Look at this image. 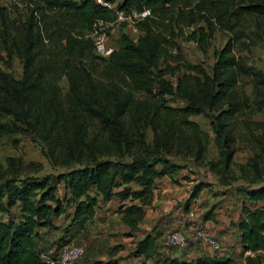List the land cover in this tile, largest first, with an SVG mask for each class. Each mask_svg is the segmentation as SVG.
<instances>
[{"label":"trees","instance_id":"obj_1","mask_svg":"<svg viewBox=\"0 0 264 264\" xmlns=\"http://www.w3.org/2000/svg\"><path fill=\"white\" fill-rule=\"evenodd\" d=\"M32 1L35 7L22 40L11 38L7 13L4 8L0 11L6 62L14 50L23 68L22 75L15 78L0 65V114L9 118L0 120V134L32 136L49 163L65 169L39 175L41 163H25L15 156H8L6 165L0 162V212L7 214L5 219L0 217V264H47L39 258V252L47 248L41 244L44 234L40 229L54 228V218L61 215L69 217L65 228L69 232L58 238L59 246L72 238L70 229H83L94 219L101 201L117 200L115 211L128 228L125 234L134 235L152 202L156 178L172 177L188 166L181 161L187 159L206 166L220 185L238 179L250 184L237 187L241 199L234 226L242 252L251 250L252 254L240 261L214 255L190 259L171 255L160 245L164 235L174 229L166 230L172 221L161 215L151 231L136 242L133 253L143 257L140 264H148V260L152 264H264V120L247 115L250 102L239 85L241 78L250 81L252 102L262 110L264 71L237 58L232 37L215 50L210 72L188 61L155 71L163 45L159 19L173 23L179 0H110L117 8L148 7L152 15L135 22L140 31L136 40L121 32L119 48L108 57L96 54L92 39L72 29L90 31L95 20H112L113 8L96 0ZM241 1L225 20L227 6L213 4L215 9L209 10V15L203 13L198 18L207 25L195 26L190 37L204 45L218 23L233 29L243 14L264 18V0ZM51 9L66 12L72 31L64 35L66 58L61 62L67 91L54 81L55 66L44 49V18ZM189 23H197V18L191 17ZM98 58L102 63L95 61ZM166 74L175 75V81ZM166 95L183 103L172 105ZM199 114L209 118L217 147L216 158L207 161L210 135L190 118ZM147 128L152 131L150 140L146 139ZM239 139L252 151L243 163L234 161ZM211 185L206 180L196 182L184 201V212L189 214L191 200ZM213 209L205 212V219L214 217ZM83 264L121 262L111 252L106 259L94 258Z\"/></svg>","mask_w":264,"mask_h":264},{"label":"rangeland","instance_id":"obj_2","mask_svg":"<svg viewBox=\"0 0 264 264\" xmlns=\"http://www.w3.org/2000/svg\"><path fill=\"white\" fill-rule=\"evenodd\" d=\"M119 1V0H117ZM241 0H179L175 6L174 11L177 15L173 23L168 24L166 20L158 25L159 32L162 35V50L160 51V61L158 68H166L167 66L181 65L183 62L188 61L191 63H198L203 65L207 71H211V66L215 60L214 52L224 46L227 40L232 37L234 41V53L243 63L253 66L257 69L264 71V18L251 14H243L240 16L233 26L229 29L223 24H216L217 27L211 36L208 38L204 45L190 37V33L197 25L206 26L205 20L198 18L206 13L209 15V10L213 11V4H218L222 8L227 6V13L223 14L224 20L228 17L230 9H233ZM35 7L32 0H0V11L2 8L6 11L9 20V33L11 38L22 40L28 26V18L31 10ZM218 7V6H217ZM222 10V9H220ZM180 11L182 12L180 14ZM230 16V15H229ZM191 17L197 18V23L190 24ZM212 21L214 18L211 17ZM235 20V19H234ZM44 36L46 53L52 60L55 66V82L64 90L69 88L68 79L61 69V62L66 55L63 51L64 35L69 32H76L84 38H90L89 29L76 27L69 30V16L62 9H51L47 11L44 18ZM3 24L0 18V65L1 69L10 73L13 77L19 78L22 75V60L18 54L11 50V60L6 62V46L1 40V32ZM208 28H206L207 30ZM126 32L130 38L136 40L140 31L132 24L127 22H120L115 25L112 33L109 34L111 43H114L117 50L120 46L119 37L121 32ZM6 47V48H5ZM93 52V51H92ZM93 54H95L93 52ZM91 57V56H90ZM96 62L102 60L98 58ZM89 62V60H88ZM99 66V65H98ZM102 66V64H101ZM100 67V66H99ZM167 79L175 81L176 76L173 74H166ZM239 85L245 90L248 95L250 107L247 109V115L254 120H264V108L257 110L252 102L253 93L252 85L247 78H241ZM170 104L179 105L183 102L177 97L166 95ZM191 119L197 121L200 126L206 130L210 135V143L205 156V160L216 158L217 147L213 141L214 133L209 123V118L203 114L192 115ZM1 121H8L9 118L0 114ZM146 139L150 140L152 131L147 128L145 131ZM238 149L234 155V161L237 163L245 162L252 154L248 144L242 140L237 142ZM8 156H15L22 159L23 162H37L42 164V169L36 174L46 175L49 173H57L65 169V166H53L49 163L42 151V146L39 141L32 136L23 135L20 133H4L0 134V162L6 165V158ZM186 162L188 166L182 168L174 173L171 180L182 188V196L167 198L166 192H162L163 187L159 186L155 192L154 200L151 204L146 206L147 214L141 220L139 230L134 235H126L125 232L128 228L122 224L116 212V204L110 203L108 209L105 210L103 206L97 210L96 217L87 224L83 229L72 228L71 240L83 244L85 248L84 255L79 259L77 264H83L85 260L89 261L94 258L106 259L110 256L111 252L120 259L121 264H140L142 256L134 255L133 251L136 242L141 239L147 232L151 231L156 220L162 215L165 221H172L166 230L181 229L187 235L192 234L194 227L203 225L207 227L214 238L221 242L222 249L216 250L210 246L192 242L180 248H164L171 253V255H183L185 258H195L204 255H214L218 257H228L234 261H240L244 255L240 248L235 236V223L239 216L240 199L241 197L237 187L239 185H250L244 179L232 181L229 185H220L217 182L216 175L209 171L206 166H197L191 162V159L181 160ZM238 172V170L236 169ZM31 174H34L31 172ZM184 176V177H183ZM206 180L211 182L210 187L203 188L195 201L191 200L190 211L184 212V201L189 197L193 185L200 181ZM170 183V180H166ZM133 187L135 183H131ZM252 185V184H251ZM164 188L167 184H163ZM62 188V187H60ZM157 188V187H156ZM0 190H2V182L0 181ZM178 196V195H177ZM215 196V201L212 197ZM169 199V201H167ZM2 198H0V201ZM175 202H174V201ZM173 202V203H172ZM206 208L204 209L203 206ZM212 207L218 214V218L205 219V212ZM12 213L16 216L17 211L12 207ZM157 211V215L153 213ZM219 210V212H217ZM192 211V214L190 213ZM6 213L0 212V217L5 219ZM119 218V219H118ZM208 220V221H207ZM207 221V222H205ZM70 218L61 215L54 218V228L40 229L43 230V239L41 244L43 247L56 245L59 237L65 236V228L69 225ZM190 226V227H189ZM219 228V230H216ZM220 234L225 235L222 238ZM163 238V237H162ZM161 238V240H162ZM163 244V243H161ZM164 246V245H160ZM163 248V247H162ZM182 256V257H183ZM151 264V261H149Z\"/></svg>","mask_w":264,"mask_h":264},{"label":"built area","instance_id":"obj_3","mask_svg":"<svg viewBox=\"0 0 264 264\" xmlns=\"http://www.w3.org/2000/svg\"><path fill=\"white\" fill-rule=\"evenodd\" d=\"M96 1L108 8H113L115 12V16L112 20H95L89 31V36L92 39L93 51L102 57H108L116 49L115 44L111 43L109 37L115 25L120 22H127L134 25L136 21L144 20L152 15L148 7H142L140 9L137 7L117 8L115 7V3L110 0ZM189 239L192 242L204 244L216 250L222 249L221 242L216 240L212 232L203 225L194 227L190 237L181 229L169 231L164 235L163 245L167 248H180L187 245ZM84 253V245L70 239L59 246H50L40 251L39 258L47 264H77ZM247 254H252V251L245 250L243 252L244 256Z\"/></svg>","mask_w":264,"mask_h":264},{"label":"crops","instance_id":"obj_4","mask_svg":"<svg viewBox=\"0 0 264 264\" xmlns=\"http://www.w3.org/2000/svg\"><path fill=\"white\" fill-rule=\"evenodd\" d=\"M173 176H174V174L172 175V177L171 176H167V175H165V176H162V177H159V178H156V180H155V187H154V189H153V196L155 197V192L159 189L158 187L159 186H161V187H163V190H161L162 192H166L167 193V195H166V197L167 198H169V199H171V197H173V196H175V197H180V196H182V193H181V191H182V188L181 187H179V185L178 184H176V183H174L173 181L171 182V180H172V178H173ZM167 179H169L170 180V183H167ZM163 184H167V187L166 188H164V186H163ZM157 187V188H156ZM178 195V196H177ZM218 197V196H217ZM217 197H215V196H213L212 197V199L215 201V199H217ZM197 198H198V196L197 197H195V198H193L192 199V201H195V200H197ZM169 199H167V201H169ZM153 200H154V198H153ZM172 200V199H171ZM174 201V200H173ZM176 201V200H175ZM174 201V202H175ZM111 202H113V204L115 203L116 204V206H117V200H112V201H108V202H99V207H101V206H103L104 207V209L105 210H107L108 209V206L110 205V203ZM173 203V202H172ZM203 206V205H202ZM99 207H97V210H98V208ZM203 208L204 209H206L204 206H203ZM97 210H96V214H95V217H96V215H97ZM213 211H215V209H213ZM217 212H219V210H217ZM159 213V212H158ZM157 211L155 210V212L153 213V215L154 216H156L157 214ZM146 214H147V210H146V213H145V216H146ZM114 215H118L119 216V214L117 213V212H114ZM144 216V217H145ZM94 217V218H95ZM219 217V215L218 214H214V217H212V219L213 218H218ZM119 219V218H118ZM211 218H210V220H212ZM120 220V219H119ZM121 221V220H120ZM208 221V220H207ZM207 221H205V222H207ZM91 222V221H90ZM89 222V223H90ZM122 224H123V222H122ZM124 225V224H123ZM87 226V225H86ZM139 226H140V224H139ZM190 227V226H189ZM235 230H236V227L234 228ZM216 230H219V228H216ZM221 235V237L222 238H225V235H223V234H220ZM225 239H227V238H225ZM174 256H178L179 258H182V259H187V258H185L186 256H181V255H179V254H177L176 253V255H174ZM149 261L150 260H148L147 261V263L149 264ZM152 264V263H151Z\"/></svg>","mask_w":264,"mask_h":264}]
</instances>
